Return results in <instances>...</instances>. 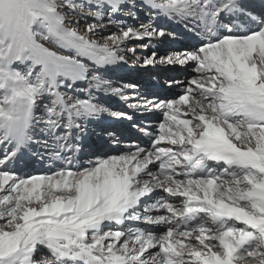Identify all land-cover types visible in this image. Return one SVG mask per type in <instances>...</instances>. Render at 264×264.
I'll return each mask as SVG.
<instances>
[{"label":"snow or ice","instance_id":"snow-or-ice-1","mask_svg":"<svg viewBox=\"0 0 264 264\" xmlns=\"http://www.w3.org/2000/svg\"><path fill=\"white\" fill-rule=\"evenodd\" d=\"M165 38L143 63L190 66L176 96L113 86ZM129 88L162 119L93 151ZM0 264H264V0H0Z\"/></svg>","mask_w":264,"mask_h":264},{"label":"rangeland","instance_id":"rangeland-1","mask_svg":"<svg viewBox=\"0 0 264 264\" xmlns=\"http://www.w3.org/2000/svg\"><path fill=\"white\" fill-rule=\"evenodd\" d=\"M250 0H245V3H249ZM147 16L144 12L140 13L139 20L133 21L132 19H128V23H135L139 24L141 22H146ZM81 30H83V25L81 26ZM115 28L110 29V31H115ZM151 44L150 47L146 49H142L136 47L139 44ZM183 44L178 40H172L169 38H165L164 40H152L151 42L144 40V41H137L133 40L129 42L128 47H136L135 54L128 53L127 55V64H123L119 68H116L113 72L109 74L110 79L113 81V86H123V85H136V93L140 96L150 98L154 96H159L161 98H171L177 95L180 91L178 87L173 85L169 87L167 85V81L175 80V79H184L187 75L191 74V67L189 66L187 69H182L180 67H172L165 64L157 63L153 65H144L143 61L145 57L151 56L152 52L155 51L158 56H166L171 52L180 50L183 48ZM125 95L128 96L130 99L128 101L123 100L120 97L116 96H104L101 94V99L103 100L104 104L109 107L110 111H129L130 114L139 115L141 113L140 110H137L133 107H130L131 104H135L138 101L136 99H132L134 95V90L129 88L125 91ZM146 114V113H144ZM105 119H112L111 116L105 115ZM102 118L100 121H104ZM161 115L158 112H151L147 113L145 119L147 122H159L161 120ZM143 119V120H145ZM134 120H136L134 118ZM99 121V123H101ZM126 120L125 128L126 130L129 128H133V124H137L136 122H129ZM131 123V126H129ZM140 124H143V121H140ZM138 124V125H140ZM141 126V125H140ZM149 126H157L155 124H151ZM103 127V126H102ZM108 128L101 130V127L96 124H92L89 126L90 134H88L87 143H94L98 139L99 148L101 151H104L107 147L104 146L106 137L100 136L98 137L97 133H103ZM113 129V128H109ZM136 129L132 131L135 132ZM138 131V130H136ZM139 132V131H138ZM125 142H131V140H124ZM109 150V149H107ZM117 149H113L116 151ZM97 151V148H96ZM39 165V166H38ZM33 163L30 165L29 170L31 168L36 170L39 167H42L39 163ZM29 166V164H28Z\"/></svg>","mask_w":264,"mask_h":264},{"label":"bare ground","instance_id":"bare-ground-1","mask_svg":"<svg viewBox=\"0 0 264 264\" xmlns=\"http://www.w3.org/2000/svg\"><path fill=\"white\" fill-rule=\"evenodd\" d=\"M153 98H158V99H162L161 97H159V96H154V97H150V98H148V99H153ZM145 115H147V113L145 114ZM104 118V117H103ZM162 119V118H161ZM104 120L106 121V119L104 118ZM136 120H138V119H136ZM154 124L155 125H157L158 126V122H154ZM103 127H104V125H102ZM93 145V144H92ZM93 147H94V145H93ZM19 172V171H18ZM19 173H21V174H23V173H33V174H35V173H37L36 171L34 172V171H30L29 170V166H28V164H26L25 165V169L23 170V171H21V172H19Z\"/></svg>","mask_w":264,"mask_h":264}]
</instances>
